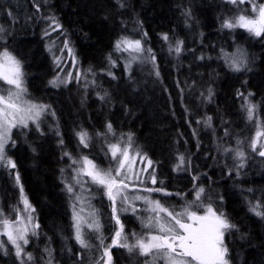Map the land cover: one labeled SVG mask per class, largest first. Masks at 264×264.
I'll use <instances>...</instances> for the list:
<instances>
[{"label":"trees","instance_id":"trees-1","mask_svg":"<svg viewBox=\"0 0 264 264\" xmlns=\"http://www.w3.org/2000/svg\"><path fill=\"white\" fill-rule=\"evenodd\" d=\"M240 8L253 15L249 4ZM189 11L191 15L186 16ZM235 15L236 7L226 0H0V25L6 30L0 33V50L6 47L22 61L28 97L50 106L39 129L30 123L22 129L26 133L14 130L15 145L7 151L16 168L0 167L4 215L15 218L14 209L23 210L21 187L35 209L31 215L39 228L35 236L29 231L24 249L33 259L27 264H39L34 260L48 264L49 259L52 264H103L97 234H90L96 249L87 257L86 249L74 238L71 205L75 201L65 186L73 182V168L79 165L70 167L64 153L76 159L88 156L107 168V145L121 137L126 143L129 133L130 151L136 157L133 168L139 174L128 190L130 197L150 195L180 211L195 199L193 185L203 187L201 201L196 202L202 206L193 205L191 210L203 214L211 204L236 226L225 235L230 264H264V218L250 211L253 205L264 204V157L249 147L257 131L264 132V37L239 27H221ZM49 17H55L62 27L52 31L55 25ZM121 38L140 40L143 51L117 50L115 44ZM65 39L74 56L63 48ZM177 40L184 42L179 55L170 51ZM53 52L60 57L59 67ZM241 53L246 67L233 71L225 56ZM56 77L67 82L58 81L54 87L49 81ZM244 97L257 105L254 121L247 119L242 107ZM208 117L210 126L205 123ZM108 123L116 135L97 136L106 132ZM80 131L91 137L89 148L79 145L76 133ZM260 141L264 143V136ZM225 148L245 152L242 168L237 167L240 161L234 151L225 152ZM137 150L147 159L136 156ZM179 154L190 160L184 166L187 170H174ZM153 170L156 184L149 176ZM145 187H163L173 195L149 194L143 191ZM82 196L87 198L84 209L97 210L104 243L110 244L119 227L111 216L110 201L94 185L91 195L85 192ZM135 204L137 215H120L130 243H134L131 233L149 234L142 224L147 205L142 200ZM80 207L77 202V211ZM6 247L7 253L0 249V264H21L15 248ZM123 249H111L112 264H134L129 257L138 254L126 255Z\"/></svg>","mask_w":264,"mask_h":264},{"label":"snow or ice","instance_id":"snow-or-ice-1","mask_svg":"<svg viewBox=\"0 0 264 264\" xmlns=\"http://www.w3.org/2000/svg\"><path fill=\"white\" fill-rule=\"evenodd\" d=\"M226 2L236 7L238 15L225 19L221 25L222 28L235 29L239 27L245 29L255 37H264V0H260L259 3H257V0H226ZM246 3L251 6V13L253 15L248 14V9L240 8V5ZM121 6L123 7V4ZM37 11H39L38 8ZM185 15L190 16V11L186 12ZM49 19L55 25L52 31H57L62 27L55 17H49ZM49 27H52V25L50 24ZM5 31L4 27L0 25V33H4ZM44 35H50L47 29ZM163 38L168 40L167 35H164ZM183 43V41L177 40L174 49L170 47V51L174 50L179 55L183 50ZM54 46L55 41L49 46V52H52ZM63 48L67 49L68 53L74 56L67 39L63 42ZM115 48L122 51H143L140 40L132 41L127 38L118 40ZM148 51L150 52L151 50L149 49ZM52 54L54 62L59 67L60 57L56 56L54 52ZM203 58V56L200 57V59ZM152 59L154 60L155 57L153 56ZM225 60L233 71L239 72L246 67V58L243 53L240 56H225ZM112 63L114 64L115 62L113 61ZM157 75H159L158 72ZM24 76L22 61L6 47L0 50V81H3V84H0V167L16 168L15 162L9 157L7 151L9 146L15 145L12 129L28 128L29 122L39 129L41 117L47 114L50 109L49 105L35 103L28 97ZM58 81L59 77H56L49 81V83L55 87L58 86ZM59 82L66 83L67 80ZM4 85L8 87L5 88ZM210 95L211 90H209ZM239 95L243 96V93ZM251 95L253 94L248 93V96ZM244 99L246 104L242 107L247 112V119L254 121L257 116V105L248 101V97H244ZM51 115H55V113H51ZM210 121L211 117H208L205 123L210 126ZM108 134L112 136L116 135L111 123L106 125V132L96 133L97 136L105 138ZM228 134L226 130L225 135ZM76 135L79 139V145H82L83 148L90 147L91 137L88 132L80 131ZM262 136H264V132L258 130L256 138L252 139L249 147L253 152H257L259 156L264 157V143L260 141ZM60 143L63 144L62 139ZM240 143V141H237L238 145ZM130 149H132V134L130 133L127 134L126 143L123 137L116 143H109L107 145V152L105 153L106 156L110 153V164L107 168L101 167L94 159H89L88 156L82 155L79 159H76L71 153H64L71 161L70 167L79 165L73 168L75 173L72 177L73 182L66 184L65 187L67 192L71 194L70 199H74L75 201L71 205L73 209L72 227L74 229V238L80 247L83 249L90 248L92 246L90 234L95 233L97 234L96 239L100 242L99 246L103 247V253L100 258L103 264H112L111 249L113 247L124 248L129 253L136 252L140 256L150 257L151 260L146 259L144 264H154L155 261H163V264H230L225 235L236 226L231 224L222 213L218 214L211 204L206 206L202 215L198 214L195 210H191L193 205L196 208L202 206V202L201 204H197L196 202L201 201L202 194L205 192L203 187L193 185L195 199L187 203L180 211H177L175 207H166L159 199H152L150 195L142 196L137 194L129 196L128 190L130 185L134 186V181L139 180V174L133 168L136 157L130 156ZM224 151H234L235 158L240 161L237 167L242 168L244 166L246 158L244 151L239 148L235 150L225 148ZM136 156H139L141 160L147 159L146 154L141 155L138 150ZM177 161L174 170H187L184 166L190 164V160H186L183 154H179ZM147 163L149 166L153 164L150 159L147 160ZM141 171H145V169H141ZM149 176L151 183L156 184L157 180L154 170ZM197 179L198 177L193 176V180ZM16 180L19 183V174H17ZM140 183L143 184V181H140ZM159 183L163 185V181ZM93 185L96 186V189L101 194L107 196L110 201L111 216L115 220V225L119 226L114 229L111 243L107 245L104 243L106 237L102 233L103 226L99 221L97 210L92 208L87 216L81 214L85 211L83 204L87 199L82 196V193L87 192L91 195ZM77 187L79 188V192L76 191ZM143 191L149 194L153 192L161 193L163 196L173 195V193L168 192L163 187H145ZM20 193L24 208L23 210L19 208L14 209L16 212L15 218L5 216L3 209H0V237H7L6 240L0 239V249H3L7 253L8 249L6 245L11 244L15 248L16 256L20 258L21 264H27V261L33 259L32 254L30 252L26 253L24 249V246L29 244L28 225L32 226L30 233L32 236L37 235L36 229L39 228V225L33 223L34 217L31 213L35 209L32 208L27 197L24 195L22 187L20 188ZM175 195L181 194L176 193ZM138 200H142L147 205L145 211H151L154 215L148 217L146 222L142 221L143 227L149 229V234L138 235L131 233L134 243H130L129 234L124 231L120 215L127 212L137 215L139 209L136 207L135 202ZM77 202L81 204L79 211H77ZM89 207L91 208L90 201ZM250 211L264 218V204L257 203L250 208ZM85 228L88 229L87 233L84 230ZM46 251L49 250L46 249ZM105 257H107L106 260L104 259ZM48 264H52L51 259H49ZM97 264H100V262L98 261Z\"/></svg>","mask_w":264,"mask_h":264},{"label":"rangeland","instance_id":"rangeland-1","mask_svg":"<svg viewBox=\"0 0 264 264\" xmlns=\"http://www.w3.org/2000/svg\"><path fill=\"white\" fill-rule=\"evenodd\" d=\"M2 83H3V81H2ZM4 87L6 88V87H8L7 85H4ZM31 122H29V124H30ZM15 129H17L18 130V132H21V133H26V132H22V129H27V128H13L12 129V134H13V132H14V130ZM134 155V153H132L131 151H130V156H133ZM86 206V204L84 203L83 204V207H85ZM91 209H88V208H85V211L83 212V213H81L82 215H84V216H87V214H88V212L90 211ZM148 212H150V213H147L146 211H145V213H144V217L146 218V221H147V218L148 217H150V216H152V215H154L151 211H148ZM198 214H200V213H198ZM200 215H202V214H200ZM28 228H29V231H30V229H31V226L30 225H28ZM85 230V229H84ZM92 246L90 247V248H88V249H86V251H85V253H84V257H87L89 254H92V253H94V250L96 249L95 248V246L93 245V244H91ZM117 248V247H116ZM123 251H125V249H123ZM132 255V253H129L128 251H126V255ZM125 255V256H126ZM129 258H131V259H133V261H134V264H144V258H146L147 260H151V258L150 257H144V256H140V255H136V256H133V257H129ZM106 259H107V257H106ZM127 259V258H126ZM39 263L40 264V262H39V260L38 261H35L34 260V263ZM154 264H163V261H155L154 262Z\"/></svg>","mask_w":264,"mask_h":264}]
</instances>
